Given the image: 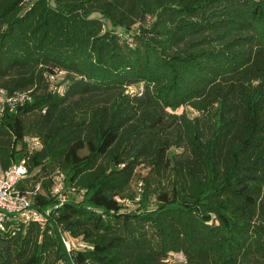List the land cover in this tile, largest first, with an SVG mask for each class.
Wrapping results in <instances>:
<instances>
[{"label":"trees","instance_id":"obj_1","mask_svg":"<svg viewBox=\"0 0 264 264\" xmlns=\"http://www.w3.org/2000/svg\"><path fill=\"white\" fill-rule=\"evenodd\" d=\"M0 88L32 95L1 164L50 209L0 264H264V0H0ZM133 181L156 208L126 209Z\"/></svg>","mask_w":264,"mask_h":264},{"label":"built area","instance_id":"obj_2","mask_svg":"<svg viewBox=\"0 0 264 264\" xmlns=\"http://www.w3.org/2000/svg\"><path fill=\"white\" fill-rule=\"evenodd\" d=\"M50 79L53 80L54 77ZM31 101L32 95L28 91L8 93L6 89L0 88V115L5 111L16 112ZM40 146L35 139L29 143L30 150L38 149ZM27 175L28 170L24 159L13 162L7 167H3L0 161V231L5 230L10 223L26 225L31 221L44 222L49 214V208L41 211L33 206L35 195L41 193L39 185H36L33 190L23 192L18 188V184ZM64 185L63 175L55 173L49 192L56 197L58 202L66 198ZM62 243L66 252L69 253L72 249L71 244L64 238H62ZM84 247L83 242H78L76 245V248ZM172 257L169 255L165 261H170Z\"/></svg>","mask_w":264,"mask_h":264},{"label":"rangeland","instance_id":"obj_3","mask_svg":"<svg viewBox=\"0 0 264 264\" xmlns=\"http://www.w3.org/2000/svg\"><path fill=\"white\" fill-rule=\"evenodd\" d=\"M108 25V24H107ZM109 26V25H108ZM129 41V40H128ZM62 78V73L58 75V77L55 79V82H58L60 79ZM63 87H60L59 89L61 90ZM141 87H139V90H140ZM134 89L133 88H130L128 89L129 92L133 91ZM184 111L185 113H187L188 116H194L196 113L193 109H191L190 107H183V108H180L178 110V113ZM146 172V169L144 168H138L137 169V174H140V175H144V173ZM136 181V180H135ZM135 181L132 182V189L134 191H136V201L138 200L140 202V204L137 205V203H132L131 201L129 200H126V202H124V205L126 207L127 210H132V209H135V208H139V207H142V208H146V209H154L157 207L155 201L153 199L147 201L146 200H143L141 201V198H142V194H143V187L141 184H138L136 185L135 184ZM29 187V184L27 185ZM49 193H47V191L45 190H41V195L43 196H46L48 195ZM50 196H52V198L54 197V195L50 194ZM75 200L79 201V200H82V194L81 193H78L77 195H74L72 196ZM51 205V204H50ZM49 208V207H48ZM46 208V209H48ZM78 242H81V241H78ZM77 242V243H78ZM169 255H172L173 257L171 258L172 259V264H185V260H184V257L182 254H169Z\"/></svg>","mask_w":264,"mask_h":264}]
</instances>
